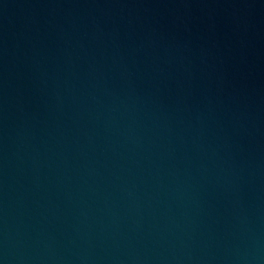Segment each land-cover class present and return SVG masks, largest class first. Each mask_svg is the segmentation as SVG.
<instances>
[{
    "label": "water",
    "instance_id": "water-1",
    "mask_svg": "<svg viewBox=\"0 0 264 264\" xmlns=\"http://www.w3.org/2000/svg\"><path fill=\"white\" fill-rule=\"evenodd\" d=\"M0 264H264V0H0Z\"/></svg>",
    "mask_w": 264,
    "mask_h": 264
}]
</instances>
